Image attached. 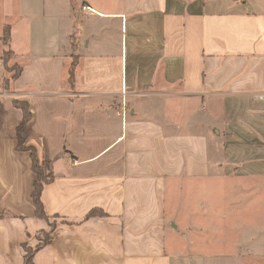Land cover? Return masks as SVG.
Instances as JSON below:
<instances>
[{
	"label": "crops",
	"instance_id": "obj_1",
	"mask_svg": "<svg viewBox=\"0 0 264 264\" xmlns=\"http://www.w3.org/2000/svg\"><path fill=\"white\" fill-rule=\"evenodd\" d=\"M7 25L0 264L51 229L15 98L54 173L35 264H264V0H0Z\"/></svg>",
	"mask_w": 264,
	"mask_h": 264
},
{
	"label": "trees",
	"instance_id": "obj_2",
	"mask_svg": "<svg viewBox=\"0 0 264 264\" xmlns=\"http://www.w3.org/2000/svg\"><path fill=\"white\" fill-rule=\"evenodd\" d=\"M10 38H11V27H10V25H7L4 28L3 35L0 36V40L3 39L5 41V43L7 44L10 41ZM10 52L12 53L11 50H10ZM0 59L4 62L6 69L10 74V77L6 80V85H9V83L11 81H13L19 77L23 68L18 64L8 65V63L6 62V59L4 58V55H0ZM74 62H75V60H74ZM71 74H73V67H72ZM14 104L16 107L20 108L23 111V121H22V124L19 126L18 133H17L18 140H19V146L21 149L30 150L31 156L33 159V170L35 171V173L38 176L37 181H36L35 186H34V191L32 194V199H33V203H34L36 216L46 220L47 222H50V226H51V229L49 231H40L39 232V233L46 232V238L42 243L37 244L34 247L29 245V244L23 245L25 264H35V262H34L35 253L39 249L44 247L45 245L49 244V242L51 241V235L56 228V222L52 221V217H49L46 214V212L44 210L43 203H42V199H41L43 187H44L45 183L53 180V176H54L53 174L54 173L50 169H49V172H47L45 169H43L40 166V164L38 163V160L36 158V154H35L34 150L24 146L26 143V140H27L26 127H27L28 122L31 119V110H30L29 104L26 101H23L19 98L14 99ZM93 214H94V212L92 211L90 213V215H93ZM53 222H54V224H53Z\"/></svg>",
	"mask_w": 264,
	"mask_h": 264
},
{
	"label": "rangeland",
	"instance_id": "obj_3",
	"mask_svg": "<svg viewBox=\"0 0 264 264\" xmlns=\"http://www.w3.org/2000/svg\"><path fill=\"white\" fill-rule=\"evenodd\" d=\"M1 28H3V27H0V30L2 31ZM0 55H4V58L6 59V62L8 63V65L18 64V58L16 57V55L13 52L12 53L10 52V49H8V47L6 46V43L3 39L0 40ZM53 220L55 222V219H53ZM54 222H53V224H54ZM36 238H37L36 239L37 244L42 243L46 238V232L39 233L36 236Z\"/></svg>",
	"mask_w": 264,
	"mask_h": 264
},
{
	"label": "built area",
	"instance_id": "obj_4",
	"mask_svg": "<svg viewBox=\"0 0 264 264\" xmlns=\"http://www.w3.org/2000/svg\"><path fill=\"white\" fill-rule=\"evenodd\" d=\"M84 9L92 10V8H90V7H86V8H84ZM259 97L263 99V98H264V94L259 95ZM75 162H76V161H75Z\"/></svg>",
	"mask_w": 264,
	"mask_h": 264
}]
</instances>
